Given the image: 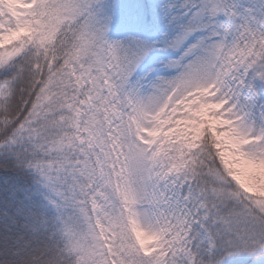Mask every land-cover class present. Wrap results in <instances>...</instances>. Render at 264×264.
<instances>
[{
  "label": "snow or ice",
  "instance_id": "6c2138e0",
  "mask_svg": "<svg viewBox=\"0 0 264 264\" xmlns=\"http://www.w3.org/2000/svg\"><path fill=\"white\" fill-rule=\"evenodd\" d=\"M264 264V0H0V264Z\"/></svg>",
  "mask_w": 264,
  "mask_h": 264
},
{
  "label": "trees",
  "instance_id": "16d2710c",
  "mask_svg": "<svg viewBox=\"0 0 264 264\" xmlns=\"http://www.w3.org/2000/svg\"><path fill=\"white\" fill-rule=\"evenodd\" d=\"M226 264H240V261L237 259V260H230L228 262H226Z\"/></svg>",
  "mask_w": 264,
  "mask_h": 264
}]
</instances>
